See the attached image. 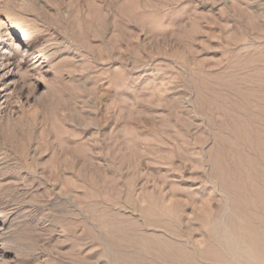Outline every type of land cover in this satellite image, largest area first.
<instances>
[{
	"label": "rangeland",
	"instance_id": "rangeland-1",
	"mask_svg": "<svg viewBox=\"0 0 264 264\" xmlns=\"http://www.w3.org/2000/svg\"><path fill=\"white\" fill-rule=\"evenodd\" d=\"M47 1L0 0V264H264V0Z\"/></svg>",
	"mask_w": 264,
	"mask_h": 264
},
{
	"label": "bare ground",
	"instance_id": "bare-ground-1",
	"mask_svg": "<svg viewBox=\"0 0 264 264\" xmlns=\"http://www.w3.org/2000/svg\"><path fill=\"white\" fill-rule=\"evenodd\" d=\"M123 1L124 0H77L75 3L69 4L71 8L69 7L70 9L65 13L64 10L66 4L65 0H49L42 7L39 6L37 8L38 11L37 19L41 20V22H44V24L45 23H47L48 25L54 24L52 26H56V27L57 25H61L60 27L64 26L69 28L74 24H77V22H81L85 25H94V24L108 25L111 23L114 24H118L119 22L122 23L124 22V20L129 22L153 20V17L149 16L148 14V10H150V8H148V6L144 5L143 3H141L143 4L141 5L140 2L138 1L136 2L139 4L134 5L131 8L132 10H134L135 13H139L141 16L129 14L128 17H125L126 9L122 8ZM94 9L99 14L98 16L93 15L92 11ZM163 18L164 17L159 19L163 20ZM64 27L63 29H65ZM17 29H20L19 31L23 32L22 34H24V37L27 38L30 37L29 36L30 33L28 34L27 31L22 29L20 26ZM71 35L69 33V37ZM30 39L31 38H29L28 40Z\"/></svg>",
	"mask_w": 264,
	"mask_h": 264
}]
</instances>
